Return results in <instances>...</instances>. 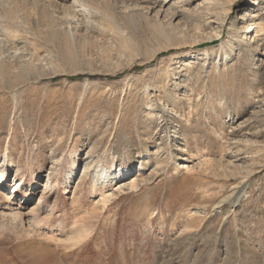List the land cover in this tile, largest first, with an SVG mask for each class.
I'll return each instance as SVG.
<instances>
[{"label": "rangeland", "instance_id": "obj_1", "mask_svg": "<svg viewBox=\"0 0 264 264\" xmlns=\"http://www.w3.org/2000/svg\"><path fill=\"white\" fill-rule=\"evenodd\" d=\"M254 1L0 0V264H264Z\"/></svg>", "mask_w": 264, "mask_h": 264}, {"label": "bare ground", "instance_id": "obj_2", "mask_svg": "<svg viewBox=\"0 0 264 264\" xmlns=\"http://www.w3.org/2000/svg\"><path fill=\"white\" fill-rule=\"evenodd\" d=\"M204 2H206V1H208V0H203ZM207 3H212V1H209V2H207ZM253 5H255V4H260V2L259 1H257V0H255L253 3H252ZM259 16V15H258ZM253 17H257V15H254ZM264 25V24H263ZM260 28V29H259ZM258 29H259V32L260 31H263L264 30V27H258ZM258 35H261V34H256V36H258ZM260 39V38H259ZM204 54H209V51L207 50V51H205V53ZM26 72V71H25ZM200 161V160H199ZM201 162V161H200ZM207 162V161H206ZM212 162V161H211ZM211 162H209V163H211ZM208 163V162H207ZM208 163V164H209ZM13 165V162H11L10 160L7 162V165L9 166V167H11L10 165ZM6 165V163L4 164V165H2V167L1 168H4V166ZM197 165V164H196ZM195 166V165H194ZM205 166V165H204ZM89 167V166H88ZM184 169H186L187 170V168H188V165L187 164H184V166H182ZM181 167V168H182ZM203 167V166H202ZM0 168V169H1ZM182 168V169H183ZM195 169V168H194ZM213 169V168H212ZM203 170V169H202ZM21 171V168L20 167H16V172L17 173H19ZM189 171V170H188ZM188 171H186V172H188ZM204 172V171H203ZM207 172V171H206ZM129 173H130V170H126L121 176H120V178H122L123 176H126V177H128L129 176ZM140 172H138V174H139ZM190 173V172H189ZM209 173V172H208ZM141 174H139V176H140ZM136 175H132L131 177L129 176L128 178H126V179H124V180H120L119 181V183L116 185V189L115 190H117V189H119L120 191H122V190H124L125 189V187L126 186H128V187H130V188H134V187H136V185H137V183H138V179L139 178H137V177H135ZM138 176V177H139ZM1 178V177H0ZM4 179V176H2V180ZM101 179V178H100ZM21 181H22V179H18L17 181H16V183L14 184V186H16L15 187V189L16 190H18L17 188L20 186V184H21ZM97 183V182H96ZM96 183H94V186H96V185H98V184H96ZM109 183H110V179L109 180H107L106 178H104V180H102V183H101V198H100V200H99V202L97 201V204L99 203V205H100V203L102 204V203H104L105 201H107V200H109L112 196L114 197V195H115V192H114V190H108L107 188H109ZM22 185V184H21ZM183 186V185H182ZM8 187V186H7ZM124 187V188H123ZM46 188H48V187H46ZM93 189H94V187H93ZM201 189V188H200ZM46 191H47V189H46ZM46 191H45V193H46ZM17 192V191H16ZM50 191L48 190V193H49ZM44 193V194H45ZM0 194H2V191L0 192ZM18 196V195H17ZM10 199H11V197H8V199L6 200V202L8 203V201H10ZM45 199V198H44ZM43 199V197L41 196V197H39V201H38V203H36V205L31 209V213L30 214H32V216H34L33 218H32V220L30 221V226L29 227H27V230H26V234H27V236L28 237H30L31 235H32V233L33 232H35V228H33L32 226H36L37 225V227H40V228H42L43 226H42V223H43V221L45 220H43L42 218H41V214H40V212H39V210H37V209H39L43 204H44V200ZM95 206V205H94ZM98 206V205H97ZM101 206V205H100ZM6 208H8V207H6ZM90 214H92V213H90ZM25 216H27V215H25L24 213H20V212H14V211H12L11 212V215H10V218H9V220L11 221V223L12 224H14V226L16 225V226H18V224H20V225H22V227H23V225H24V217ZM80 224H81V221H75V225H74V227L76 228H74L75 230H76V232H77V235H79L80 236V233H81V231H82V228L80 227ZM13 226V225H12ZM25 226V225H24ZM83 226V225H82ZM38 231V230H37ZM76 232H75V234H76ZM79 236H78V238H79ZM71 237V236H70ZM77 238V239H78ZM72 242V241H71ZM73 243V242H72ZM74 244V243H73Z\"/></svg>", "mask_w": 264, "mask_h": 264}]
</instances>
